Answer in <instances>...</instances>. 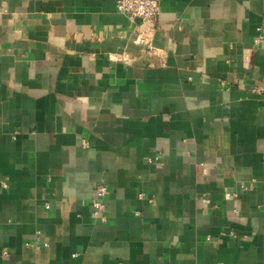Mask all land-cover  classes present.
<instances>
[{
	"label": "crops",
	"instance_id": "crops-1",
	"mask_svg": "<svg viewBox=\"0 0 264 264\" xmlns=\"http://www.w3.org/2000/svg\"><path fill=\"white\" fill-rule=\"evenodd\" d=\"M159 6L0 0V264H264V0Z\"/></svg>",
	"mask_w": 264,
	"mask_h": 264
},
{
	"label": "built area",
	"instance_id": "built-area-1",
	"mask_svg": "<svg viewBox=\"0 0 264 264\" xmlns=\"http://www.w3.org/2000/svg\"><path fill=\"white\" fill-rule=\"evenodd\" d=\"M159 3L160 0H115V11L121 13L127 17V19L131 22H135L136 20L141 23V25H149L152 27H156L158 23V15H159ZM259 35L254 39V42L257 44L261 38V32L263 28H258ZM140 34L137 38V41L140 43L142 41ZM143 43V42H142ZM121 60L127 61L126 58H122ZM223 84V83H222ZM85 145V142H83ZM255 180H251L249 183L244 185L245 190H251L254 187ZM1 187L5 188L7 186L6 181L1 182ZM94 196L91 199L90 205L92 208V216L98 219L101 222H105L107 220V216L103 210V199L109 193L108 185L104 182H98L94 185ZM233 197H236V193H232ZM141 197V195H139ZM46 207L48 205L46 204ZM235 212L236 209H234ZM230 234H233L230 232ZM26 247L35 246V247H48V243L44 241L43 234L40 231H36L32 239L26 241L24 243ZM1 256L6 258L10 256V251L3 249L1 252ZM172 264V263H168Z\"/></svg>",
	"mask_w": 264,
	"mask_h": 264
}]
</instances>
